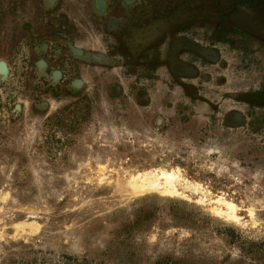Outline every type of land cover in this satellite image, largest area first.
Instances as JSON below:
<instances>
[{"label":"rangeland","instance_id":"374dc122","mask_svg":"<svg viewBox=\"0 0 264 264\" xmlns=\"http://www.w3.org/2000/svg\"><path fill=\"white\" fill-rule=\"evenodd\" d=\"M241 30L253 39L220 48L222 91L199 94L219 99L217 111L188 95V82L141 85L122 65L85 76L77 97L3 90L0 264H264V106L235 101L264 98V44L254 40L264 35ZM235 110L243 120L228 125ZM158 168L207 193L132 194L130 177ZM220 197L240 223L212 212Z\"/></svg>","mask_w":264,"mask_h":264},{"label":"flooded vegetation","instance_id":"af4514ba","mask_svg":"<svg viewBox=\"0 0 264 264\" xmlns=\"http://www.w3.org/2000/svg\"><path fill=\"white\" fill-rule=\"evenodd\" d=\"M258 5V0H0V99L12 87L28 100L77 97L86 89L85 76L122 65L128 68L123 75L134 74L141 85L188 82L181 83L185 92L217 111L219 99L199 94L218 95L226 84L216 72L227 67L220 51L226 40H248L241 29L249 26L264 35ZM238 98L264 106L259 95ZM243 116L231 111L226 123Z\"/></svg>","mask_w":264,"mask_h":264},{"label":"bare ground","instance_id":"6f19581e","mask_svg":"<svg viewBox=\"0 0 264 264\" xmlns=\"http://www.w3.org/2000/svg\"><path fill=\"white\" fill-rule=\"evenodd\" d=\"M181 172L182 171L179 169L167 170L158 168V170H153L144 174L132 175L127 185L132 194L136 196H143L149 193H158L163 197H186L183 192L180 191V189L189 190L194 193H207V191L201 188L199 184L192 183L183 178V173L181 174ZM214 206L215 207L212 209V212L217 217L222 218L223 220L231 221L233 223L241 222V217L237 213L238 206L232 201L220 197L214 201ZM249 213L251 216H253V211L251 209L249 210Z\"/></svg>","mask_w":264,"mask_h":264}]
</instances>
